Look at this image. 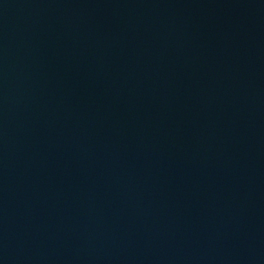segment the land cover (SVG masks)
<instances>
[{
    "label": "water",
    "instance_id": "obj_1",
    "mask_svg": "<svg viewBox=\"0 0 264 264\" xmlns=\"http://www.w3.org/2000/svg\"><path fill=\"white\" fill-rule=\"evenodd\" d=\"M0 264H264V0H0Z\"/></svg>",
    "mask_w": 264,
    "mask_h": 264
}]
</instances>
